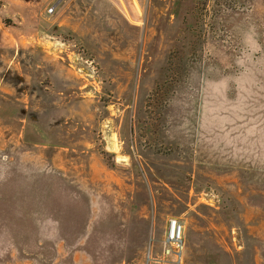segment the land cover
Listing matches in <instances>:
<instances>
[{"label": "rangeland", "instance_id": "rangeland-1", "mask_svg": "<svg viewBox=\"0 0 264 264\" xmlns=\"http://www.w3.org/2000/svg\"><path fill=\"white\" fill-rule=\"evenodd\" d=\"M0 264H264V0H0Z\"/></svg>", "mask_w": 264, "mask_h": 264}, {"label": "built area", "instance_id": "built-area-1", "mask_svg": "<svg viewBox=\"0 0 264 264\" xmlns=\"http://www.w3.org/2000/svg\"><path fill=\"white\" fill-rule=\"evenodd\" d=\"M183 225L179 219L171 217L167 220L166 235L171 243H179L182 238ZM169 251V249H166Z\"/></svg>", "mask_w": 264, "mask_h": 264}, {"label": "crops", "instance_id": "crops-1", "mask_svg": "<svg viewBox=\"0 0 264 264\" xmlns=\"http://www.w3.org/2000/svg\"><path fill=\"white\" fill-rule=\"evenodd\" d=\"M166 226H167V224H166Z\"/></svg>", "mask_w": 264, "mask_h": 264}]
</instances>
